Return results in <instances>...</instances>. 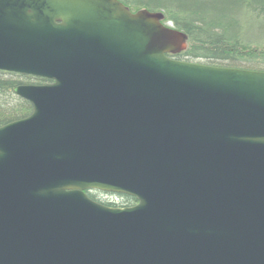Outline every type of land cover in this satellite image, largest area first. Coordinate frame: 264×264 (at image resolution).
<instances>
[{
	"label": "water",
	"instance_id": "water-1",
	"mask_svg": "<svg viewBox=\"0 0 264 264\" xmlns=\"http://www.w3.org/2000/svg\"><path fill=\"white\" fill-rule=\"evenodd\" d=\"M164 19L0 0V71L52 82L0 127V264H264V71L169 58Z\"/></svg>",
	"mask_w": 264,
	"mask_h": 264
},
{
	"label": "trees",
	"instance_id": "trees-1",
	"mask_svg": "<svg viewBox=\"0 0 264 264\" xmlns=\"http://www.w3.org/2000/svg\"><path fill=\"white\" fill-rule=\"evenodd\" d=\"M118 1L133 12L146 9L162 13L164 23H171L173 28L187 36V49L173 56L174 59L215 67L264 71V0ZM2 75H5L4 72H0V127L25 119L33 111L29 102L13 93L15 87L28 83L17 78H2ZM37 81V84L50 83L45 79ZM87 195L97 201L92 193L87 192ZM121 197L127 200L123 208L137 204L135 198ZM103 205L117 207L112 203Z\"/></svg>",
	"mask_w": 264,
	"mask_h": 264
},
{
	"label": "rangeland",
	"instance_id": "rangeland-1",
	"mask_svg": "<svg viewBox=\"0 0 264 264\" xmlns=\"http://www.w3.org/2000/svg\"><path fill=\"white\" fill-rule=\"evenodd\" d=\"M170 25H171V23H170ZM182 62H184V61H182ZM202 65H204V64H202ZM4 74L5 75H2V78H17L20 81L26 82L28 84H37V82H38L37 81L38 78H34V77L20 78L21 76H19L17 74H11V73H4ZM5 100L8 101V98H5ZM1 101H2V99L0 97V102ZM93 194L95 195L96 199L102 203H112V204H115V205L120 206V207L125 206L127 203V200L124 197H121V195L106 194V193H101V192H93Z\"/></svg>",
	"mask_w": 264,
	"mask_h": 264
},
{
	"label": "flooded vegetation",
	"instance_id": "flooded-vegetation-1",
	"mask_svg": "<svg viewBox=\"0 0 264 264\" xmlns=\"http://www.w3.org/2000/svg\"><path fill=\"white\" fill-rule=\"evenodd\" d=\"M93 194V193H92ZM94 195V194H93ZM94 197H95V195H94ZM96 198V197H95Z\"/></svg>",
	"mask_w": 264,
	"mask_h": 264
}]
</instances>
